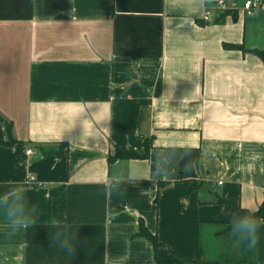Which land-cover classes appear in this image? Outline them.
I'll return each mask as SVG.
<instances>
[{"label":"crops","instance_id":"1","mask_svg":"<svg viewBox=\"0 0 264 264\" xmlns=\"http://www.w3.org/2000/svg\"><path fill=\"white\" fill-rule=\"evenodd\" d=\"M219 1L0 0V264H264L226 209L264 202V63L227 47L264 11ZM144 138L171 167L110 160Z\"/></svg>","mask_w":264,"mask_h":264},{"label":"trees","instance_id":"2","mask_svg":"<svg viewBox=\"0 0 264 264\" xmlns=\"http://www.w3.org/2000/svg\"><path fill=\"white\" fill-rule=\"evenodd\" d=\"M229 14L227 12L224 14L225 16ZM228 48H233V49H240L243 50L246 53H252L257 55L261 61L264 63V51H259V50H254V51H248L244 48L243 45L241 46H235V45H227ZM152 150H153V138H144V149L139 151L135 149H120L117 148L115 151L114 156L111 158V161H116V160H131V159H148L152 158L154 161H159L163 167H171V164H168L164 162L161 157L152 155ZM224 204L227 205L225 201H222ZM227 211H232L235 214V218L233 222L230 224V228H236L243 222H246L250 219H263L264 220V202L262 205L259 207V209L255 212H251L249 210L243 209V208H233L227 205L226 207ZM135 238H144L148 242H150L155 251H157L160 247L163 245L159 241L158 237L156 234L152 233L148 227L145 225L144 221L140 222L139 225V231L135 235ZM169 264H217L215 262H209L203 260L201 257V251L199 249L198 251V257L195 260H177L174 262H169Z\"/></svg>","mask_w":264,"mask_h":264},{"label":"built area","instance_id":"3","mask_svg":"<svg viewBox=\"0 0 264 264\" xmlns=\"http://www.w3.org/2000/svg\"><path fill=\"white\" fill-rule=\"evenodd\" d=\"M217 5L220 7L221 10L225 11L227 10L226 3L224 0H220ZM247 16H252L255 14L258 10L264 11V0H244L243 1V9H242ZM212 11L211 9H207L204 15V20L209 21L212 17ZM28 154H33V151L29 150ZM36 179L31 178L30 181H28L29 184H32ZM221 184V182H220Z\"/></svg>","mask_w":264,"mask_h":264},{"label":"rangeland","instance_id":"4","mask_svg":"<svg viewBox=\"0 0 264 264\" xmlns=\"http://www.w3.org/2000/svg\"><path fill=\"white\" fill-rule=\"evenodd\" d=\"M241 4V8L243 9V1L242 0H237Z\"/></svg>","mask_w":264,"mask_h":264}]
</instances>
